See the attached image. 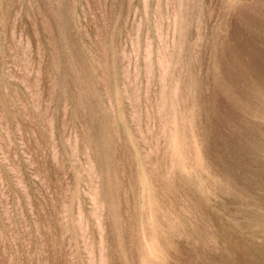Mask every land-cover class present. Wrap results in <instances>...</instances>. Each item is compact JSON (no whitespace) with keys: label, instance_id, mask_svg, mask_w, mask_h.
Segmentation results:
<instances>
[{"label":"rangeland","instance_id":"374dc122","mask_svg":"<svg viewBox=\"0 0 264 264\" xmlns=\"http://www.w3.org/2000/svg\"><path fill=\"white\" fill-rule=\"evenodd\" d=\"M0 264H264V0H0Z\"/></svg>","mask_w":264,"mask_h":264}]
</instances>
